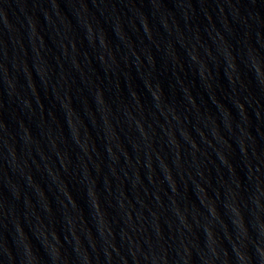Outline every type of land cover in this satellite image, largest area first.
<instances>
[{
	"label": "water",
	"instance_id": "obj_1",
	"mask_svg": "<svg viewBox=\"0 0 264 264\" xmlns=\"http://www.w3.org/2000/svg\"><path fill=\"white\" fill-rule=\"evenodd\" d=\"M0 264H264V0H0Z\"/></svg>",
	"mask_w": 264,
	"mask_h": 264
}]
</instances>
